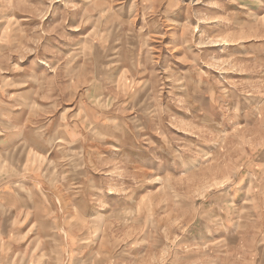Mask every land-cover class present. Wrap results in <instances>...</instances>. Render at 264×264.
I'll return each instance as SVG.
<instances>
[{
    "label": "rangeland",
    "instance_id": "obj_1",
    "mask_svg": "<svg viewBox=\"0 0 264 264\" xmlns=\"http://www.w3.org/2000/svg\"><path fill=\"white\" fill-rule=\"evenodd\" d=\"M0 264H264V0H0Z\"/></svg>",
    "mask_w": 264,
    "mask_h": 264
},
{
    "label": "bare ground",
    "instance_id": "obj_2",
    "mask_svg": "<svg viewBox=\"0 0 264 264\" xmlns=\"http://www.w3.org/2000/svg\"><path fill=\"white\" fill-rule=\"evenodd\" d=\"M8 182V181H7ZM37 210V209H36Z\"/></svg>",
    "mask_w": 264,
    "mask_h": 264
}]
</instances>
